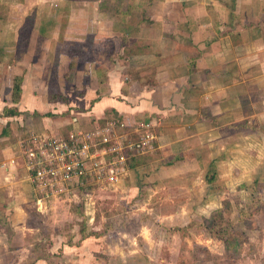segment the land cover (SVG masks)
I'll use <instances>...</instances> for the list:
<instances>
[{"label":"crops","instance_id":"1","mask_svg":"<svg viewBox=\"0 0 264 264\" xmlns=\"http://www.w3.org/2000/svg\"><path fill=\"white\" fill-rule=\"evenodd\" d=\"M63 1L0 0V221L26 226L33 185L22 150L32 133L152 121L143 173L184 177L213 165L216 176V165L242 157L246 132L264 134V0H162L168 10L140 28L144 15L116 0L124 34L89 11L66 19ZM77 47L91 58L77 63ZM51 74L64 99L49 101ZM224 150L236 153L227 159Z\"/></svg>","mask_w":264,"mask_h":264},{"label":"rangeland","instance_id":"2","mask_svg":"<svg viewBox=\"0 0 264 264\" xmlns=\"http://www.w3.org/2000/svg\"><path fill=\"white\" fill-rule=\"evenodd\" d=\"M122 1V9L144 15L139 28L156 23L148 17L168 10L162 0ZM115 2L64 0L63 15L67 19L72 12L89 11L103 28L124 34L128 27L114 16L121 14ZM62 39L61 33L60 45ZM116 45L110 49L115 51ZM80 50L77 63L91 58ZM103 70L96 68L98 74ZM52 75L48 91L57 98L62 92ZM121 121L126 127L133 124ZM243 138L242 157L232 159L236 152L224 150L235 163L216 165L212 182L206 180L214 172L210 166L205 176L186 177L147 176L142 165L131 172L127 166L116 183L106 188L88 183L78 199L56 197L42 203L43 211L32 189L25 228L1 217L0 264H264V134L246 132Z\"/></svg>","mask_w":264,"mask_h":264},{"label":"built area","instance_id":"3","mask_svg":"<svg viewBox=\"0 0 264 264\" xmlns=\"http://www.w3.org/2000/svg\"><path fill=\"white\" fill-rule=\"evenodd\" d=\"M155 138L150 121H136L128 132L116 118L67 136L32 133L22 152L38 209L43 211V204L56 197L78 199L88 183L101 188L116 183L128 156L147 151Z\"/></svg>","mask_w":264,"mask_h":264},{"label":"trees","instance_id":"4","mask_svg":"<svg viewBox=\"0 0 264 264\" xmlns=\"http://www.w3.org/2000/svg\"><path fill=\"white\" fill-rule=\"evenodd\" d=\"M20 82H21V79L15 78V82H14V86H13V92H12V100L14 102H16L19 99V97H20V87H19L20 86ZM53 95L49 94V96H48L49 101H53L55 99L54 96H56V95H54V96ZM57 98L64 99L63 96H58ZM130 153L131 152H128L127 154L129 155ZM143 155H144L143 153H136L135 151H133L132 154L129 155V157L127 159V162H126L127 166L129 165L130 169L131 168L133 169V168H136L137 166L141 165L144 162L143 158H145V156H143ZM213 166H211L210 168H212ZM212 177L213 176H211L209 178L207 177L206 180L208 182H212L213 180H215Z\"/></svg>","mask_w":264,"mask_h":264}]
</instances>
